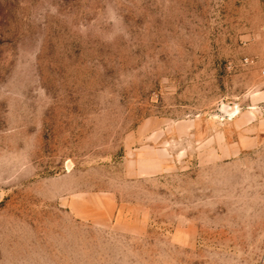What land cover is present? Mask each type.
I'll list each match as a JSON object with an SVG mask.
<instances>
[{"label": "rangeland", "instance_id": "rangeland-1", "mask_svg": "<svg viewBox=\"0 0 264 264\" xmlns=\"http://www.w3.org/2000/svg\"><path fill=\"white\" fill-rule=\"evenodd\" d=\"M263 27L264 0H0V264H264Z\"/></svg>", "mask_w": 264, "mask_h": 264}, {"label": "built area", "instance_id": "built-area-1", "mask_svg": "<svg viewBox=\"0 0 264 264\" xmlns=\"http://www.w3.org/2000/svg\"><path fill=\"white\" fill-rule=\"evenodd\" d=\"M263 29H264V27H263ZM261 74H262V76H264V68L262 69Z\"/></svg>", "mask_w": 264, "mask_h": 264}, {"label": "water", "instance_id": "water-1", "mask_svg": "<svg viewBox=\"0 0 264 264\" xmlns=\"http://www.w3.org/2000/svg\"><path fill=\"white\" fill-rule=\"evenodd\" d=\"M231 115H234V112L230 113Z\"/></svg>", "mask_w": 264, "mask_h": 264}]
</instances>
